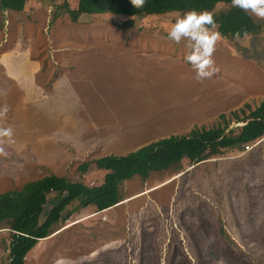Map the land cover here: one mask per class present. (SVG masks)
<instances>
[{
  "label": "rangeland",
  "instance_id": "1",
  "mask_svg": "<svg viewBox=\"0 0 264 264\" xmlns=\"http://www.w3.org/2000/svg\"><path fill=\"white\" fill-rule=\"evenodd\" d=\"M76 3L38 2L27 9L40 6L41 15L26 9L18 19L26 24L17 44L24 46L32 35L29 57L39 59L41 73L32 77L28 61L11 56L10 66L0 57V107H7L0 131L12 133L0 135V193L51 174L100 185L106 172L92 164L81 170L83 164L214 127L219 115L245 105L254 109L264 100V19L249 13L260 27L257 34L220 37L212 54L216 71L198 80L185 60L187 42L167 39L184 12L134 18L128 28L124 16L111 14L71 22L63 4L74 9ZM9 16L0 11V55L16 40V17ZM90 56L138 61L126 64L135 68L118 83L110 72L91 73L96 63ZM64 57L69 62L58 61ZM94 103L107 106L111 127L82 126L89 113L82 109L91 110L84 105ZM105 112L95 115L97 124ZM118 190L121 203L101 212L71 203L24 264H264V137L194 166L184 159L144 181L134 176ZM54 196H48L41 221ZM8 233L1 224L0 264L10 262Z\"/></svg>",
  "mask_w": 264,
  "mask_h": 264
},
{
  "label": "trees",
  "instance_id": "2",
  "mask_svg": "<svg viewBox=\"0 0 264 264\" xmlns=\"http://www.w3.org/2000/svg\"><path fill=\"white\" fill-rule=\"evenodd\" d=\"M27 1L30 0H0V11L20 12ZM63 7L74 23L81 15L111 14L124 16L123 26L133 28L134 18L194 10L212 14L216 32L222 38L241 39L260 32L251 15L233 7L231 0H145L140 8L133 7L130 0H77L74 9H69L66 4ZM218 7L220 11L216 12ZM219 120L211 128L195 127L185 136L170 135L126 155L103 156L83 164L81 170L92 164L106 172L100 185L89 187L51 174L27 182L19 190L0 193V225H4L10 235L9 264H24L26 255L39 240L51 235L73 202H78L80 208L93 207L95 212H101L122 201L118 187L134 176L144 181L152 172L165 171L184 159L194 166L217 157L224 150L243 149L262 140L264 100L254 109L245 105L228 116L221 114ZM232 123L243 125L229 129ZM50 194L55 195L54 201L41 221Z\"/></svg>",
  "mask_w": 264,
  "mask_h": 264
},
{
  "label": "clouds",
  "instance_id": "3",
  "mask_svg": "<svg viewBox=\"0 0 264 264\" xmlns=\"http://www.w3.org/2000/svg\"><path fill=\"white\" fill-rule=\"evenodd\" d=\"M135 8L144 5L145 0H130ZM232 6L251 13L257 18L264 19V0H231ZM23 11V10H22ZM3 12V11H2ZM15 12V11H14ZM21 12V11H20ZM215 25L212 14L208 12L189 11L178 17L167 32V39L179 43L187 42L189 51L185 60L195 71L198 80L210 78L216 71L213 52L220 33L211 31L209 26ZM7 112V107H0V113ZM0 135L11 137V129L0 131Z\"/></svg>",
  "mask_w": 264,
  "mask_h": 264
},
{
  "label": "crops",
  "instance_id": "4",
  "mask_svg": "<svg viewBox=\"0 0 264 264\" xmlns=\"http://www.w3.org/2000/svg\"><path fill=\"white\" fill-rule=\"evenodd\" d=\"M34 4H38V1H34V0H30L27 1L25 4V9H23L22 12H14V11H5V12H9L11 17L9 16V20L8 21H13V17H16L13 21V23L11 24V26L15 29L14 32V36L16 38V40L14 39L13 43H11V48H9L7 51L1 53L0 57L2 58V60H4L3 62H12L11 61V56H16L17 58H21L24 59L26 61H28V63L30 64L31 68L29 70L30 75H32V77L37 74V73H41L43 70L41 68V63L38 61L39 59L35 58H30L29 55L33 54L31 51H29L28 46H30V44H28V40L33 39L32 35L29 33L27 35V37H25L24 40L25 44L24 46H20L17 44V38L18 41L19 40V33L20 31L24 32L25 31V24L26 22L24 21V19L22 21H18V19L24 15V11L27 9L28 6L34 5ZM32 9V8H30ZM29 8L27 10H30ZM31 11H36L37 13H39L41 15V13L43 12V10L39 7L37 8H33ZM5 22H7V20H5ZM45 28V27H44ZM24 42V41H23ZM14 46H16L14 48ZM64 59H67V61L69 62L70 58H58L59 62H63ZM72 59V58H71ZM133 61H138V58L135 57H128V56H90L89 57V62L90 63H96V65L91 66L90 72L94 73H108L110 72V74H112L113 76H117L116 77V82L119 83V79L121 77H123L124 75H126L131 69L135 68V66H126L127 63L133 62ZM1 63L2 65V72H3V65L6 63ZM53 64H56V62L53 60L52 61ZM69 64V63H68ZM10 66H13L12 63ZM70 66V65H69ZM64 67V66H63ZM48 68H51L50 66ZM66 70L64 69V71H62V74L65 72L66 74ZM73 70V68H72ZM74 75H76V72L74 71ZM84 81V80H83ZM82 81V83H83ZM15 82V81H14ZM85 83V82H84ZM83 83V84H84ZM117 83V84H118ZM15 85L20 89L21 87L15 83ZM21 90V89H20ZM81 107V106H80ZM85 108H90L91 110H87V109H82L83 112L88 111V116L85 118V121H82V126L83 127H88L90 128L91 131H93L92 127L94 129H101L104 127H108L110 124V121H112V117L110 116L109 110L107 108L106 105H102V104H87L84 105ZM106 111L105 114L103 115V120L101 121L102 123L97 124L94 121V117L95 115H98V113ZM117 116V115H116ZM112 125H110L109 127H111Z\"/></svg>",
  "mask_w": 264,
  "mask_h": 264
},
{
  "label": "water",
  "instance_id": "5",
  "mask_svg": "<svg viewBox=\"0 0 264 264\" xmlns=\"http://www.w3.org/2000/svg\"><path fill=\"white\" fill-rule=\"evenodd\" d=\"M121 203V202H120Z\"/></svg>",
  "mask_w": 264,
  "mask_h": 264
}]
</instances>
